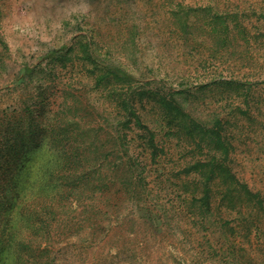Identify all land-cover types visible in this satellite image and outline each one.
Masks as SVG:
<instances>
[{"label": "rangeland", "instance_id": "obj_1", "mask_svg": "<svg viewBox=\"0 0 264 264\" xmlns=\"http://www.w3.org/2000/svg\"><path fill=\"white\" fill-rule=\"evenodd\" d=\"M156 86L224 122L231 172L264 196V0H0V264H190L189 226L144 211L174 187L118 182L129 140L167 147L137 154L150 179L202 156L153 122Z\"/></svg>", "mask_w": 264, "mask_h": 264}, {"label": "trees", "instance_id": "obj_2", "mask_svg": "<svg viewBox=\"0 0 264 264\" xmlns=\"http://www.w3.org/2000/svg\"><path fill=\"white\" fill-rule=\"evenodd\" d=\"M187 36H190L189 32L180 35L182 38ZM183 40L186 42L190 39ZM113 71L130 79L119 69L113 68ZM202 86L197 85L199 88ZM168 90L158 86L149 90V97L155 104L152 107L155 114L153 122L161 126V132L168 139H175L186 148L198 149L201 158L194 156L196 160L185 167L191 173L184 171L172 177L157 174L150 179L145 163L137 156L138 152L124 160L127 170L123 181H118L119 185H131L138 178L137 182H142L143 186H150L151 181L155 180L163 183V186L169 184L174 187L172 192L156 198L153 204H149L153 202V189H148L144 211L149 214L155 212L160 228L171 229L172 223H178L175 217L189 226L187 231L179 232L191 240L190 264H264V196L231 172V144L224 130V122L217 118L211 124L198 121L173 104L170 98L167 99L170 97ZM150 136L149 143L129 140L127 145L117 144V153L119 150L127 152L139 148L142 151L140 155L146 153L148 160L156 164L166 156L168 149L161 141L159 145L155 135ZM121 158L124 159V156ZM134 167L139 168L135 176ZM158 206L157 210H152V207ZM47 263L46 256L40 259V264Z\"/></svg>", "mask_w": 264, "mask_h": 264}]
</instances>
